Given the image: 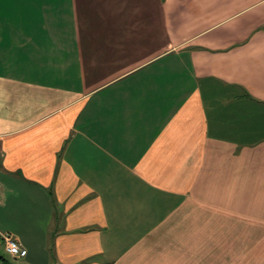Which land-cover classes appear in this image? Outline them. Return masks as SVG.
I'll list each match as a JSON object with an SVG mask.
<instances>
[{
  "label": "crops",
  "instance_id": "obj_1",
  "mask_svg": "<svg viewBox=\"0 0 264 264\" xmlns=\"http://www.w3.org/2000/svg\"><path fill=\"white\" fill-rule=\"evenodd\" d=\"M9 264H264V0H0Z\"/></svg>",
  "mask_w": 264,
  "mask_h": 264
},
{
  "label": "built area",
  "instance_id": "obj_2",
  "mask_svg": "<svg viewBox=\"0 0 264 264\" xmlns=\"http://www.w3.org/2000/svg\"><path fill=\"white\" fill-rule=\"evenodd\" d=\"M0 246L12 258H21L27 254V249L11 233L0 232Z\"/></svg>",
  "mask_w": 264,
  "mask_h": 264
},
{
  "label": "trees",
  "instance_id": "obj_3",
  "mask_svg": "<svg viewBox=\"0 0 264 264\" xmlns=\"http://www.w3.org/2000/svg\"><path fill=\"white\" fill-rule=\"evenodd\" d=\"M5 252V251H4ZM6 253V252H5ZM7 254V253H6ZM8 257H10L8 254H7ZM0 264H9L7 258L3 255H0Z\"/></svg>",
  "mask_w": 264,
  "mask_h": 264
}]
</instances>
